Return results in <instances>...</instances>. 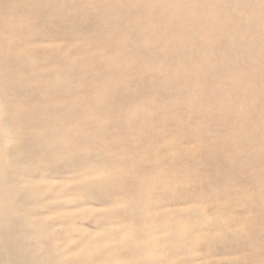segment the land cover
I'll list each match as a JSON object with an SVG mask.
<instances>
[{
	"label": "bare ground",
	"instance_id": "bare-ground-1",
	"mask_svg": "<svg viewBox=\"0 0 264 264\" xmlns=\"http://www.w3.org/2000/svg\"><path fill=\"white\" fill-rule=\"evenodd\" d=\"M41 2L51 6L35 7ZM210 2L226 0H0V96L4 45L11 40L25 49L13 63L25 81L15 94L37 106L0 125V146L10 126L18 134L11 158L22 154L29 166L25 202L32 220L49 232L54 228L55 236L32 239L19 226L0 232V262L258 264L264 239V27L259 0H227L249 7L219 14L189 7ZM173 4L183 7L170 8ZM49 14L57 19L43 32L17 28L29 17ZM224 15L242 16L244 25L225 27L218 19ZM138 18L145 19V36L163 25L165 39L151 48L125 50L137 59L132 72L137 79L129 89L110 93L124 73L104 61L118 50L105 49L101 38L111 22ZM84 86L90 94H104L106 104L121 114L120 126L101 139L96 128L107 109L82 107L77 97ZM65 102L66 114H49L47 105ZM32 125H42L47 135L26 131ZM225 138L231 143H223ZM69 139L88 145L83 161L68 162L74 158L66 151L65 160L49 163L50 153ZM218 144L222 152L201 150ZM233 144L239 146L235 163L223 154L233 151ZM6 163L7 158L0 160V166ZM183 176L193 178L196 195L177 194V178ZM16 179L11 176L10 182ZM126 183L146 198L151 209L146 220L113 208L127 202ZM6 195L0 184V216L10 211ZM136 229L142 230L141 239H125Z\"/></svg>",
	"mask_w": 264,
	"mask_h": 264
},
{
	"label": "snow or ice",
	"instance_id": "snow-or-ice-1",
	"mask_svg": "<svg viewBox=\"0 0 264 264\" xmlns=\"http://www.w3.org/2000/svg\"><path fill=\"white\" fill-rule=\"evenodd\" d=\"M51 5L46 3H39L35 7L47 8ZM129 7H146L155 9L158 5H139V4H129ZM170 8H180L183 5L173 4L169 5ZM189 7L204 8L206 10H211L214 13L219 14L223 10L227 9H239L241 7H249V5H233L230 2L217 3L210 2L204 5H189ZM255 7V5H253ZM258 7L261 14V25L264 27V0H259ZM57 19L56 15L49 14L41 18L40 16L29 17L27 20L17 26L18 30L21 32H43L50 24H52ZM218 19L227 27L231 24H236L238 27L244 25V20L241 17H235L231 15L218 16ZM144 18H138L136 21L132 20H117L110 23L109 27L105 30L101 43L104 45L105 49H117L118 51L115 55L109 54L103 57L104 61L114 64V66L121 70L124 75L121 79L113 81L115 88L109 89V92H114L119 89H129L130 81L137 79V76L132 75L133 71H137V59L131 56H125V50L140 49V48H151L157 43H162L165 39L162 33L166 30L163 25L158 28H154L152 31V36H145L143 33L144 29ZM227 35V33H225ZM5 58L3 67V77H4V90L2 96H0V125L10 123L11 119L20 117L21 113L27 115L29 113L37 111V106L28 104L21 100L15 93L17 86H23L25 81L23 74L13 67L14 61L22 56L25 49L16 45L13 41L8 40L5 45ZM262 48H264V32H262ZM15 49V55H13V50ZM142 75V72L140 73ZM262 82H264V63H262ZM107 97L104 94L95 92L90 94L87 91L86 86L81 88V95L77 97V101L82 107L95 109L97 105H105L107 109V114L98 119V124L96 128V139H101L105 137L109 130L113 127H119L123 122L121 119V114L116 112L115 108L111 105L106 104ZM262 102H264V90H262ZM68 107V102L61 106L57 103H52L47 105V109L50 115H58L62 112L66 114V109ZM26 131L37 136H46L47 130L42 125H32L29 126ZM3 135V145L0 146V160L7 158V163L0 166V184H4L7 190L6 195V205L10 209L8 213L0 216V232L10 230L16 226L21 229H28L30 231L32 239L43 240L44 236L47 235L48 240H54V228L53 232L48 231V226L45 224L37 225L33 222L32 216L34 215L29 209L27 203L25 202V197L28 190V173L29 166L24 163L18 154L16 159L11 158V151L15 148L18 143V134L13 131L9 126L2 133ZM199 135H202V129L198 130ZM261 168L262 175H264V112H262L261 118ZM223 143H231L228 138H225ZM238 145L233 144V151L224 152V157L231 163L236 162V151ZM204 152L211 155L213 151L222 152L219 144L215 148H202ZM67 151L68 156L74 159L68 160L70 163H76L78 161H83L84 154L90 151L88 145L84 142H77L74 140H66L63 142L62 146H58L53 153H50L49 163H59L61 160H65V152ZM175 155V153H171ZM135 157H133L134 163ZM16 177L14 183L10 182V177ZM231 178H229L230 180ZM124 192V199L126 203H114L113 208H122L125 212L132 216L133 218L140 217L146 220L145 213L151 211L150 208L146 207V198L139 195L134 186H129L127 183L122 189ZM197 188L195 182L191 176H183L177 178V188L176 192L180 196L184 195H196ZM103 194V193H102ZM110 195V193H109ZM261 206L264 208V180L261 184ZM142 238V230L136 229L128 232L125 239L128 240H139ZM261 259L258 264H264V239H262L261 244ZM0 264H62L61 261L43 258L39 260H8L0 262ZM97 264V262H93ZM99 264H110V262H99ZM132 264H146L144 260H137L132 262ZM158 264H165L164 261H159ZM247 264H257V262H247Z\"/></svg>",
	"mask_w": 264,
	"mask_h": 264
}]
</instances>
